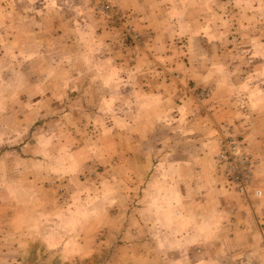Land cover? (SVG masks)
Listing matches in <instances>:
<instances>
[{
  "label": "rangeland",
  "instance_id": "374dc122",
  "mask_svg": "<svg viewBox=\"0 0 264 264\" xmlns=\"http://www.w3.org/2000/svg\"><path fill=\"white\" fill-rule=\"evenodd\" d=\"M94 4L0 0V264H175L153 244L154 237L169 241L175 230L155 229L153 221L143 230L136 204L125 205L123 192L95 204L94 191L105 177L123 186L128 149L139 141L146 143L150 160L145 173H153L157 157L175 143L185 146L189 105L207 113L222 79L221 62L225 76L237 84L264 76V0H114L124 17L120 26ZM125 29L141 34L142 43L126 40ZM191 65L211 79L203 86L187 79ZM122 75L140 77L144 84L156 78L155 112L163 114V127L149 132L146 116L152 111L133 115L120 90L98 100V90L106 86L94 80ZM113 96L116 115L105 105ZM175 108L187 113L178 115L177 128L169 117ZM124 112L131 117L129 126H112L111 119ZM138 118L144 119V133ZM218 128L245 140L232 124ZM195 133L203 134L199 128ZM259 200L248 202L258 208ZM238 207L243 218L246 205ZM233 213L229 219H235ZM246 214L254 222L253 214ZM251 225L249 239L264 243V224ZM226 228L227 236L234 235ZM252 241L250 248L264 249Z\"/></svg>",
  "mask_w": 264,
  "mask_h": 264
},
{
  "label": "crops",
  "instance_id": "0c3cea01",
  "mask_svg": "<svg viewBox=\"0 0 264 264\" xmlns=\"http://www.w3.org/2000/svg\"><path fill=\"white\" fill-rule=\"evenodd\" d=\"M221 63L222 79L216 82V93L208 101L207 113L189 105L193 111L189 113L192 119L188 118L186 123L187 133H183L186 138L185 146L180 148L175 143L169 153L157 157L153 164V173H145L147 166H150V160L146 153V143L139 141L136 147L128 149L126 158L128 168L121 179L123 186H119L116 180L105 177L102 181L105 183H101L94 191L95 204L104 202V197L114 195L117 191L123 192L125 205L136 204L137 221L143 230L146 226L151 227L149 223L152 221L155 229L170 226L175 230L174 236L169 241H164L165 243L161 242L159 237L153 238V244L160 245L162 251L170 253L175 264H246L248 261L251 264H264V249L258 246L255 249L249 247L253 243L252 240L255 241V245L264 243L261 242V238L249 239L251 236L246 234L252 228V223L255 227H262L264 224V76L255 80L248 76L239 80L237 84V80L232 81L225 76L226 66L224 62ZM131 66L137 67L134 64ZM186 69L188 70L185 77L192 79L198 86H203L205 83L203 81L212 77L210 73L200 72L199 69L195 71L192 65ZM122 76L94 80L96 82L93 84L106 86L98 90L102 91L97 96L98 100L102 101L103 96L116 94L120 90L123 99L128 101V109L133 115L137 113L135 116H143L145 110L152 111L146 116L151 119V124L147 128L149 132H155L163 127L165 125L162 123L163 114L155 112L158 105L154 96L156 93L160 94L156 78H150L148 83L144 84L140 77L135 79L128 75ZM116 85L123 86L122 91L116 89L114 87ZM114 98L116 96L107 100L105 105L112 111L110 114L116 115L114 113L118 107L116 102L113 103ZM177 109L169 112L171 121L176 122V128L177 117L182 113L181 108ZM182 114L187 115L186 111ZM100 116L95 113V117ZM125 116L126 112L122 114V118L111 119V125L128 127L132 120L131 117ZM195 116H199L198 120ZM207 117H211L212 120L218 119L217 122L215 120L216 128L212 120H206ZM120 120L122 122H119ZM143 120L137 119L139 133L146 130ZM220 123L234 125L244 135L248 148L253 150L254 155L256 154L253 157L257 162L255 186L263 191V196L259 198L261 207L253 208L252 203L248 202L250 200L232 190L229 193L222 185L223 180L218 175L215 165L218 152L216 133L219 130L225 131L227 126L217 129ZM197 128L202 131V136L196 135ZM157 149L161 153L162 149L159 146ZM256 156L260 157L258 160H262L258 162ZM130 167L136 168L137 172L130 174ZM246 202L250 205L249 209ZM239 204L246 205L245 211L250 216L253 214L254 222L249 220L250 217L247 219L246 213L243 218L240 216L244 212H240L242 208L238 207ZM233 212H236L234 218L240 217L241 220L229 219ZM228 225L233 228L234 235H226ZM142 242L148 244L150 241L147 242L144 236ZM162 256L163 254L159 256L160 260Z\"/></svg>",
  "mask_w": 264,
  "mask_h": 264
},
{
  "label": "built area",
  "instance_id": "2783aa9c",
  "mask_svg": "<svg viewBox=\"0 0 264 264\" xmlns=\"http://www.w3.org/2000/svg\"><path fill=\"white\" fill-rule=\"evenodd\" d=\"M97 12L108 16L117 25L122 24L124 17L114 0H93ZM124 37L132 44L138 46L143 41V36L135 31L125 29ZM208 94H200L205 99ZM217 155L215 165L218 175L226 186L247 200L259 199L263 191L255 186V171L257 162L248 151L245 140L232 129L216 133Z\"/></svg>",
  "mask_w": 264,
  "mask_h": 264
}]
</instances>
